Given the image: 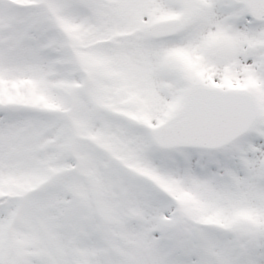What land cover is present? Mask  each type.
I'll return each instance as SVG.
<instances>
[{
    "label": "snow or ice",
    "instance_id": "1",
    "mask_svg": "<svg viewBox=\"0 0 264 264\" xmlns=\"http://www.w3.org/2000/svg\"><path fill=\"white\" fill-rule=\"evenodd\" d=\"M0 264H264V0H0Z\"/></svg>",
    "mask_w": 264,
    "mask_h": 264
}]
</instances>
